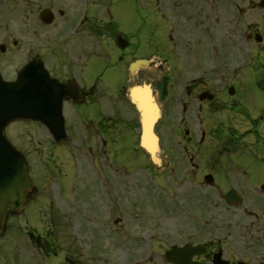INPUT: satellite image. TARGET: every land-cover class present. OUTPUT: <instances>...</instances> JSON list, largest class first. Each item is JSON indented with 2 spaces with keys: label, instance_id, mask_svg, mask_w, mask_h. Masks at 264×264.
Listing matches in <instances>:
<instances>
[{
  "label": "flooded vegetation",
  "instance_id": "1",
  "mask_svg": "<svg viewBox=\"0 0 264 264\" xmlns=\"http://www.w3.org/2000/svg\"><path fill=\"white\" fill-rule=\"evenodd\" d=\"M130 1L0 0V71L7 58L37 61L62 96L60 142L45 130L46 178L79 152L91 158L95 185L107 187L99 209L80 205L77 198L55 207L59 218L91 207L92 245L88 233L68 242L58 219L46 221L41 231L28 230L41 264H264V0H236L229 15L220 5L225 0H208L211 7L223 6L217 69L193 49L184 66L173 64L178 39L175 30L158 27L168 20L161 7L148 15L141 0H133L132 7ZM148 23L160 30L152 28L147 35ZM143 59L151 65L131 72L130 64ZM148 81L161 111L155 133L162 167L155 171L160 178L174 176V182L201 189L198 205L193 193L181 208L173 205L172 236L159 234L158 240L149 219L167 218L170 205L161 215L141 213L133 225L125 212L137 206L135 199L122 197L112 186L111 157L124 152L127 138L135 153L147 156L128 94L132 85ZM142 167L147 169L145 161ZM211 190L218 192L217 229L210 225ZM231 191L234 198L228 201ZM139 222L151 227L147 240L148 233L141 238L143 232H131ZM132 243L133 254L144 250L148 261H132ZM172 246L169 258L175 263L166 258Z\"/></svg>",
  "mask_w": 264,
  "mask_h": 264
},
{
  "label": "rangeland",
  "instance_id": "2",
  "mask_svg": "<svg viewBox=\"0 0 264 264\" xmlns=\"http://www.w3.org/2000/svg\"><path fill=\"white\" fill-rule=\"evenodd\" d=\"M235 0H226L224 4L225 12L229 15L231 8ZM208 0H141L140 5L143 10L149 13H154L157 6H173L172 11L174 13H168V16L174 17V26L171 21V25L176 31V39H178L176 49V65H185V58L189 50L193 49L195 53L201 52L202 59L206 61L207 66H210L214 69L218 68L219 58L218 50L216 46V39L219 31L221 30V22L219 20L221 13L223 12L222 8L218 4L214 7H211L210 4H207ZM130 6H133V0L130 1ZM169 12V11H168ZM154 29L155 26L151 24H146L145 29L147 35H149L150 29ZM160 28H167L165 22L160 25ZM155 37L154 34H152ZM185 54V55H184ZM24 61V60H23ZM16 62H12L10 70L9 65L5 64V70L7 75L10 76L11 71L14 68ZM14 124V123H13ZM34 124V123H33ZM29 122L16 123L13 126L9 127L6 130L8 131L9 140L16 144L21 151L26 154L30 161L35 162V170L37 171V182L38 190L34 192L31 197L30 207H27L25 211L21 213L19 219L9 217L7 219V227L5 231L0 234V264H26L25 262L30 261L28 255H36L31 248L27 235L19 231L16 232V227L25 228L27 230L28 225H33L37 229L41 230L45 221H51L53 219H58L61 228L65 232L66 240L70 243H73L75 240L76 234L84 236L89 232V221L93 217L94 213L90 209L82 210L79 209L78 213L71 215L70 217H61L59 218L58 214L55 212V207L58 206L60 202L69 201L73 198H77L80 202V205L85 206V204L97 205L99 209L102 205V202L107 197V187L103 185H95L94 177L95 173L93 172L91 158H86L81 155L79 152L73 154L69 159V164L66 165L60 172L54 171L49 176L46 184V172L44 171L43 164L41 160L44 157V146L42 144L41 131ZM126 149L124 152L118 151L115 152L111 161L113 164V176H114V185H112L122 197H128L129 199H135L136 209L131 211V208L128 207L125 212L128 214H136V219L142 214H147V207L150 206L151 210L148 212L154 215H161L164 213L162 208L159 207L158 199L161 197V202H168L170 208L167 212V218L165 217H154L149 219L154 227L155 238L153 240H158V235L161 237L170 235L169 229L172 228L173 220L169 219L173 214V205L175 207L181 208L182 205L186 204L185 199H189L190 193L194 195V201L196 205L199 203L196 201L198 197V192L201 195V189L198 185H189L187 182H182L183 180H177L176 182L173 177H168L165 179V175L161 178H156L155 175L150 170H142L143 161H145V156H140V154L135 153L132 150L134 146L133 142H129L130 138H127ZM41 142V145L38 144ZM147 167H149L153 172L157 173L156 175L160 177V173L156 172L149 160H147ZM162 176V175H161ZM162 180H164L162 182ZM166 184H165V183ZM167 185H170L168 187ZM46 186V188H45ZM46 189V194L44 195V190ZM122 190L125 191L122 192ZM218 192L211 190V204L209 206L210 210V225L212 229L218 228V219L215 213L218 212L219 206H216ZM116 197V195H115ZM117 201L118 199L115 198ZM143 203H146L143 205ZM148 204V205H147ZM89 205V206H90ZM118 207H123L124 202L116 203ZM135 205V204H134ZM142 206V209H140ZM117 207V208H118ZM38 214V215H36ZM119 214L116 211V215ZM131 217L127 218L129 221ZM143 217L140 216L139 220H142ZM28 220V221H26ZM146 221V220H145ZM132 222V221H131ZM123 223H128L127 220H124ZM141 222L135 223L137 230H134L133 227L131 232L141 231L146 235L145 240H147L152 235V230L150 226L142 227L139 226ZM134 225V223H133ZM158 226V227H156ZM29 227V226H28ZM121 227V225H117ZM156 227V228H155ZM128 228V227H127ZM125 228V229H127ZM124 229V230H125ZM88 243L91 245L94 243L92 237H90ZM122 235L115 237V240L122 242ZM155 242V241H154ZM156 247V242L153 244ZM152 246V247H153ZM135 245H130V254H133ZM144 250L139 251L138 256L135 253L131 259L132 261L136 259L135 262L140 263V261H146V258H149V254ZM144 255L143 259L142 256ZM30 256V255H29ZM136 256V257H135ZM154 260H159L158 255L155 254ZM148 261V260H147ZM38 262V259L37 261ZM36 262L34 264H36ZM42 262H40L41 264Z\"/></svg>",
  "mask_w": 264,
  "mask_h": 264
},
{
  "label": "water",
  "instance_id": "3",
  "mask_svg": "<svg viewBox=\"0 0 264 264\" xmlns=\"http://www.w3.org/2000/svg\"><path fill=\"white\" fill-rule=\"evenodd\" d=\"M25 74L24 72L15 84L7 85L0 81V231L3 229L7 211L20 209L31 188L25 159L5 139L2 134L3 129L15 119H35L44 122L47 112L54 115L60 111L59 104L46 106L48 99H51L47 96L46 81L38 80L39 86L43 88L36 86L35 89L21 90L22 87L35 86L31 80L23 78ZM130 101L139 111L141 145L150 154L152 161L158 163L157 138L153 128L159 116V110L154 102L150 86L142 85L132 88Z\"/></svg>",
  "mask_w": 264,
  "mask_h": 264
}]
</instances>
